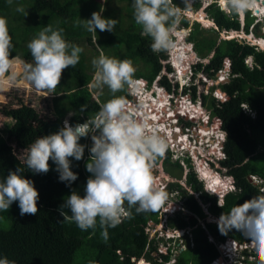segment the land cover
<instances>
[{
    "label": "trees",
    "instance_id": "trees-1",
    "mask_svg": "<svg viewBox=\"0 0 264 264\" xmlns=\"http://www.w3.org/2000/svg\"><path fill=\"white\" fill-rule=\"evenodd\" d=\"M114 1L0 0V17L7 20L14 45L12 54L24 63L33 62L27 45L47 24L53 25L54 28H63L65 39L70 44L77 42L75 45L84 49L80 54L79 63L74 68L69 66L63 71L61 82L52 93L47 112L27 103L5 111L10 120L6 121L0 130V179L10 170L24 168L25 177L34 181L40 199L37 215L21 216L18 201L14 202L7 212L0 211V258L6 256L10 260H16L17 264H90L93 261L97 264H135L140 259L149 264H174L170 263L172 247L167 248V251L160 250L158 240L164 238H150L147 232V228L160 222L162 207L156 212L140 214H136L133 208L131 219H124L117 227L108 229L107 242L101 236L102 229L98 223L94 230L82 231L74 222L63 220L60 206L72 190H77L83 195L86 181L91 175L86 170L88 148L92 144L90 136L80 141L88 146L83 159L76 161L70 158L72 171L78 174V179L71 185L59 180L56 165L51 160L50 170L46 174H34L29 171L25 164L27 153L22 160L12 152V145L9 143L14 141L19 150H27L38 137L58 131L66 119L75 125L92 118L102 104L113 97L107 86L99 89L98 99L94 96L98 89H92L89 85L92 83L95 69L81 41L93 46L94 58H98L102 51L109 57L133 60L137 70L134 78H145L149 83L162 75L165 67L168 71L172 70L169 64L163 63L167 52L154 53L150 47L151 38L143 35L141 26L135 23L132 7L134 0H116L117 5L119 1L126 3V6L121 5L119 10H126L127 7L132 12L126 15L130 20L127 25L122 26L118 22L113 32L107 31L105 38L100 36L99 29L96 33L86 30L83 20L90 19L93 12L101 11L103 17L118 20L116 11L119 10ZM174 2L181 6L180 0ZM200 6L201 3L197 1L195 9ZM18 7H22L24 11L18 12ZM206 12L216 22L218 29L206 28L194 21L187 40L193 43L200 58H208L212 52L214 54L207 63L199 62L195 65L194 70L207 74L209 78H215L223 68L224 60L229 58L232 62V76L229 82L223 85L229 98L226 101L217 99L212 91L198 94L196 85L191 87L190 93L195 100L201 96L203 105L212 115L222 120L228 133V141L225 146L227 158L221 161V165L235 178L236 190L226 196L224 203L219 204L216 197L202 191L193 174L189 175L187 183L193 191L200 193V198L209 211L220 218L237 204L264 193L261 190L264 188V51L238 39L221 37L223 31L241 30L238 16L221 11L216 3L209 5ZM190 22V19L183 16L179 28L189 29ZM252 23L248 13L246 32L250 31ZM254 32L261 34L257 27ZM249 56L253 58L252 66L246 63ZM180 58L185 60L184 51L174 56L177 67L182 60ZM181 76L183 77V74ZM160 77L161 84L172 90V84L167 77ZM115 95L129 97L128 86ZM244 104L255 111L256 116L253 117L246 111ZM82 108L84 111H81ZM163 158L168 170L172 171L178 167L180 174H183V165L179 159H172L170 151H167ZM185 160L189 162V159ZM168 190L178 191L185 206L192 213L184 219L179 217L177 224H173L175 219L170 221L172 228H192L194 239L191 240V232H188L186 244L189 247L186 251L194 252L195 256L191 260H184L179 256L177 264H210L221 255L217 243L230 236L240 242H250L235 229L223 234L219 223L207 221V213L199 199L179 182L170 183ZM198 217L204 218L206 227L199 225ZM191 243H194L192 248ZM153 252L158 255L154 256ZM244 254L245 257L238 264H264V258H261L253 247H249Z\"/></svg>",
    "mask_w": 264,
    "mask_h": 264
},
{
    "label": "clouds",
    "instance_id": "clouds-1",
    "mask_svg": "<svg viewBox=\"0 0 264 264\" xmlns=\"http://www.w3.org/2000/svg\"><path fill=\"white\" fill-rule=\"evenodd\" d=\"M197 1L201 3V6L198 9L194 8V11H201L195 14L194 21L206 28L218 29L216 22L206 12L209 5L216 3L221 11L238 16L240 21L242 17L241 30L223 31L221 37L238 39L264 51V44L259 41L264 40V32L257 35L251 28L249 32L245 31V15L247 16L248 13L253 17L250 27H256L261 21H259L261 17L254 14L260 6L258 0H194V4ZM182 5L175 3L174 0H134L132 5L135 23L141 26L142 34L152 40L151 50L154 53L169 52L166 53L167 62L164 63L163 60V63L164 65L169 64L172 70L168 71L165 67L162 75L170 81L172 90H168L161 84L160 76L162 75L156 77L152 83L145 78H134L137 70L133 60L109 57L101 51L99 57L92 60L95 71L89 86L94 89L107 86L113 97L103 103L92 118H87L85 122L75 125L66 119L58 131L38 137L27 148L25 164L29 171L34 174H46L50 170L49 161L51 160L56 165L59 180L71 185L78 179V174L72 171L70 158L76 161L83 159L88 146L80 141L90 136L92 144L88 148L89 159L86 163V170L91 175L86 181L84 194L81 195L79 191L72 190L60 206V215L63 220L74 222L82 231L94 230L98 223L105 242L109 239L108 229L117 227L124 219H131L133 208L136 214L156 212L161 207L162 214H173V211H177L174 216H168V218L177 216L178 212L184 209L192 214L185 206L178 191L176 194L181 203L175 201L174 208L170 209L169 204L175 190L168 189L170 183L173 182L164 183V180H160L158 184L156 183L154 173L157 162L162 160L160 158H163L167 151L172 153V157L177 155L183 165V177H175L178 178L176 182L194 193L204 208L206 204L200 198V193L193 191L188 183L182 181L184 177L187 181L189 175L193 174L201 185L202 191L216 197L218 203L222 204V195L225 192L219 187L221 183L215 177L214 168L221 157V150L226 143L228 133L221 118L212 115L211 111L203 105L202 98L195 100L190 93L194 85L199 90V83L193 82L192 79L199 81L203 77L201 75L203 72H195L194 66L199 62L207 63L214 52L208 58H200L193 43L187 40L190 30L189 33H185L186 36L183 39L188 52H193L198 59L196 62L188 63L187 67L183 68L184 73H181L180 69L175 66L173 54L170 52L177 49L176 36L179 34V29H186L179 28V25L182 17H187L192 11V0H182ZM17 11L23 12L24 9L18 7ZM200 13H204L205 18L210 22L209 25L200 19L198 16ZM83 21V26L90 33H96L97 29L101 32H113L118 23L117 19L103 17L101 11L93 12L90 19ZM232 32L236 33L235 36ZM63 33V28H54L53 25L47 24L27 45L33 62L23 64L24 79L37 91L54 93L61 82L63 71L69 66L74 68L79 63L80 54L84 49L70 44ZM251 36L254 38L250 39ZM13 47L7 20L0 17V79L9 73H11L7 76L9 81H14L16 78L12 69L19 58L13 56L11 51ZM246 63L252 66L253 58L249 56ZM169 73H175L177 80L174 81L168 77ZM182 74L183 78L180 79ZM231 76L232 62L226 58L223 68L218 71L215 78H211L216 82L215 87L212 88L214 97L222 101L228 100V92L223 86L220 87V84L226 85ZM184 77L187 82L181 85L180 82L185 80ZM205 81L208 80L205 78ZM126 86H128L129 97L115 95V93L124 91ZM178 89H182L183 93L174 96L173 93H178ZM160 94L168 96L165 105L171 110L166 108L164 116L171 128L170 133L158 127L165 126L164 121L160 120L162 116L156 120L157 127H155L148 122L146 116L140 115L145 103H150L151 98H160ZM144 97L148 100L143 99ZM133 99L138 103L137 107H127L134 101ZM187 104L191 110H184ZM148 106L150 108L151 105ZM243 107L253 117L256 116V112L252 111L247 104ZM81 111L84 109L82 108ZM170 115H172L171 118ZM200 115H204L205 120H202ZM202 125L209 127L211 134L205 135L202 132ZM174 136L176 140L173 139ZM182 137H186L189 143L187 144L185 139L182 142ZM175 142L183 143V145H176ZM185 158L189 159V162ZM21 159H24V155ZM24 173V168L17 167L0 179V211L7 212L10 206L18 201L21 216L37 215L39 192L34 186V181L26 178ZM165 173H168L167 170ZM253 178L257 179L256 176ZM206 210L207 221L219 223V229L223 234L235 229L250 241L246 242L243 247L244 243L232 239L235 246L231 248L233 252L229 254L228 249L225 248L229 241L226 239L221 242L222 247L218 245L221 256L210 264H214L218 259L225 260L227 264L241 263L245 257L244 252L249 247H253L256 253L264 258V193L257 194L242 204H237L227 214L223 213L220 218L213 215L209 209L206 208ZM188 228L177 229L167 225L161 230L160 235V229H157L153 237H162L171 246V240L183 238ZM180 230L183 234H179ZM147 232L149 233L148 230ZM0 264H17V261L5 256L0 258ZM90 264H97V262L93 261ZM135 264H140V262L136 261ZM142 264H147V262H142Z\"/></svg>",
    "mask_w": 264,
    "mask_h": 264
},
{
    "label": "rangeland",
    "instance_id": "rangeland-1",
    "mask_svg": "<svg viewBox=\"0 0 264 264\" xmlns=\"http://www.w3.org/2000/svg\"><path fill=\"white\" fill-rule=\"evenodd\" d=\"M102 2H105V0H101ZM194 0H192V11L187 15V18L190 19V25L191 27L189 29H185L187 32H185L184 29H179V34L176 36L177 37V40H176V43H177V49L174 50L173 52H170L172 53L171 55L173 56L172 58L174 59V56H176L179 52L181 51H184L185 53V60H180V63H179V66L177 67V65L175 64V66L180 69V71L183 70L184 67H187L188 63H191L192 62H196L198 58L195 57L194 53L193 52H188V47L185 46V41L183 39L184 36H186L185 33H189V31L191 30V28H193V23H194V20L196 19V16L195 14L199 13L200 11H194V8H195V4L193 2ZM114 3L116 4V0L114 1ZM180 3H181V6L182 5V0H180ZM119 5L116 4V7L117 9L118 8H121V5L122 7L123 6H126L125 4L126 3H122L121 1L118 2ZM119 10V9H118ZM116 15H117V18H118V22L120 23V25L122 26H125L127 25L128 23H130V20L128 19V17L126 15H130L132 14L131 10H129L127 7H126V10H119V11H116ZM194 14V15H193ZM255 15H258L254 12ZM200 17L201 20H203V22H206L204 20H207L204 16V13H200V15H198ZM259 17V21L260 23L256 25V27L259 29L260 33L263 34L264 32V18H262L263 16L261 15H258ZM246 17V15H245ZM250 18L251 20H253V17H251L250 15ZM241 21H242V17H241ZM245 21V19H244ZM207 23V22H206ZM209 25V24H208ZM256 27H250L251 29H255ZM242 28V27H241ZM184 30V31H183ZM107 31H104V32H101L100 31V36L105 38L106 37V34ZM233 34V33H232ZM236 34V33H235ZM224 36V35H223ZM235 36V35H234ZM241 36H244V35H241ZM225 37V36H224ZM77 44V42L75 43ZM81 44L82 45H85V50H87V55H88V58H89V61L92 63V60L94 59V48L92 45H90L89 43L87 42H83L81 41ZM87 44H89L87 46ZM169 53V52H167ZM167 62L166 59H164V63ZM174 63H175V60H174ZM186 63V65H185ZM23 64L24 62L19 60L18 62H16L14 64V67L12 69V72L15 73V80L14 81H9L7 79V76L10 75L11 73L9 74H6V76L3 78V79H0V128L3 129L4 127V123L6 121H9L10 119L5 115V111L8 110V109H11V108H16V107H19L21 104L23 103H27V104H31L33 106H37V109L39 110H42L44 112H47L48 110V105H49V102H51L52 100V96L53 94L52 93H49L47 91H37L29 82H27L25 79H24V70H23ZM138 67V66H136ZM163 73V72H162ZM201 75L203 77H201L199 79V81L195 80L194 78L192 79L193 82L195 83H199V90H198V94L201 93V92H208V91H212V88L215 87L214 84H216V82L214 81L215 79H211L207 76V74H204V73H201ZM176 74L175 73H169L168 74V77H170L171 79H173L174 81L177 80V78L175 77ZM182 77V76H181ZM180 77V79H181ZM185 77H187V73H185ZM184 77V78H185ZM183 78V77H182ZM205 78L208 80V81H205ZM188 79V78H187ZM189 80V79H188ZM174 81L172 82L173 85H174ZM190 81V80H189ZM187 82L186 78L185 80H183V82L181 81L180 84L182 85L183 83ZM219 86V85H218ZM223 84H220V87H222ZM105 87V86H104ZM140 87V86H138ZM94 89V88H92ZM98 90L95 91V97H97V93L99 92V88H97ZM139 90V88L137 89ZM182 94L183 93V90L182 89H178V93H173L174 96H178V94ZM220 93V92H218ZM167 96V95H164V94H160V96ZM224 96V94H222ZM39 96V97H38ZM41 97V98H40ZM142 98V97H141ZM198 98H201V96H199ZM145 99V97L143 98ZM160 100H162L161 98H158ZM134 101H132L131 103L132 104H129V106L127 105V107L129 108H133V106L136 108L138 103L135 101V99H133ZM152 101V100H151ZM148 103V104H147ZM146 104L149 105L150 103L147 102ZM152 107V106H150ZM172 107V106H171ZM169 108V107H167ZM169 110H171L169 108ZM166 111H164L163 114H165ZM163 116V115H161ZM172 115H170V118H171ZM202 120H205L203 117H205L204 115H200ZM163 120V119H162ZM165 120H167V118L165 117ZM204 125V124H203ZM202 125V127H203ZM208 126V124H206ZM199 125H197L198 127ZM209 128V127H208ZM9 143L12 145V152L13 153H16L18 155V157H23V155L25 156L26 153H27V150H19V147H17L16 143L14 141H9ZM183 155H186L185 152H182ZM182 154L180 156H182ZM172 159L174 161H176L178 158H177V155H175L174 157H172ZM183 162V161H182ZM220 167L221 169V173H227V169L221 167V164H216L215 165V168H214V172H216V169ZM167 170V174L165 173V171ZM184 172L186 173V169L184 168ZM155 180L156 183L158 184L160 180H164V183H170L171 182H176L178 180V178H175V177H183L181 174H180V168L178 169V167L175 169H173L172 171L168 170L167 167H166V163L164 162V158L160 161V162H157V165H156V169H155ZM218 173L216 172L215 175H217ZM182 181L183 183H186L187 184V181H186V177L182 178ZM256 181H259V179H256ZM262 191H264V188L261 189ZM174 193V196L171 198L172 201L170 202V209L174 208V203L175 201L179 202L180 201V198L178 197V194H176V191L173 192ZM181 203V201H180ZM206 208L208 209L207 205L204 206V211L207 212ZM175 211H173V214H166V213H163L160 215V222L158 225H152L151 227L147 228V230L149 231V237L152 238L153 236H155V232L157 229H160L159 230V235H160V232L162 229H164L165 226H170V221L171 219H175V222L173 224H177L178 222V218L179 217H183L184 218H187L186 215H191L188 213V211H186L185 209L183 211H179L178 214H181L183 216H175V217H169L168 216H174V214H176V212L174 213ZM189 217V216H188ZM199 219V225H202L203 227H206V224H205V220L204 218H201V217H198ZM217 220V219H216ZM211 221V220H210ZM218 221V220H217ZM219 222V221H218ZM198 226V225H196ZM194 226V227H196ZM193 227V228H194ZM177 229H181L179 227L176 226ZM192 228H188L186 230V235L188 234V232H191L189 234V236L191 237V240L193 241V233H192ZM162 233V232H161ZM186 235L183 236V238H179V239H174L173 241H171V246L173 247V250H172V258H171V261L170 263H177L178 262V257H182L184 260L185 259H192L194 256H195V253L194 252H189V251H186V249H188V245L186 244L187 242V238H186ZM232 239H234V237H229L227 240H229L226 244L228 245L230 243L231 245V248L235 246V244L233 243V241H231ZM240 242V241H239ZM246 242V241H245ZM159 247H160V250H163V251H167V247L170 246L169 243L167 242H161L159 243ZM219 246H221V243L218 242L217 243ZM194 246V243H191V248ZM222 247V246H221ZM244 247V245H243ZM230 249L228 248V253L231 254L232 252L229 251ZM188 252V253H187ZM154 256H157V252H153L152 253ZM221 256V255H220ZM223 261V260H222ZM140 264H142L143 262V259H140ZM145 262V261H144ZM218 262V261H217ZM147 264H149L147 262ZM169 264V263H167ZM183 264V263H182ZM217 264V263H215ZM219 264V263H218ZM220 264H227V262L224 260L222 263Z\"/></svg>",
    "mask_w": 264,
    "mask_h": 264
},
{
    "label": "bare ground",
    "instance_id": "bare-ground-1",
    "mask_svg": "<svg viewBox=\"0 0 264 264\" xmlns=\"http://www.w3.org/2000/svg\"><path fill=\"white\" fill-rule=\"evenodd\" d=\"M258 3H259V8L257 9V11L255 12L256 14H258V15H261V16H263L264 15V0H258ZM204 21H206L208 24L210 23L208 20H204ZM205 22V23H206ZM233 33V36L235 35V32H232ZM252 38H254L253 36H251L250 37V39H252ZM261 43H263L264 44V40L263 39H260L259 40ZM182 71V70H181ZM162 100H160V99H158V98H151V102H150V105L152 106V107H150L149 108V106L145 103V106H144V108H143V112L140 114L141 116H146L147 117V119H148V122L150 123V124H152V125H154L155 127H157V122H156V120H159V118L161 117V115H163L161 118H160V120H162V121H164V124H165V126L164 125H161V126H158L159 128H162L163 130H165V131H167V132H171V128L169 127V125L166 123V120H165V114H163L164 113V111H166V108H167V105H165L166 103H167V97L168 96H159ZM146 99V101L148 100V98H145ZM133 108H134V106H133ZM184 110H191V108L189 107V105L187 104L186 105V107H185V109ZM167 126V127H166ZM202 132L205 134V135H209V134H211V130H209V128L208 127H203V129H202ZM173 139L174 140H176V137L174 136L173 137ZM181 139H183V141L182 142H184V139L185 140H187V144L189 143L188 142V139H186V137H182ZM227 141H228V135H227V140H226V143H227ZM176 143V145L178 144V145H183V143H177V142H175ZM226 143L224 144V146H223V148H222V150H221V157H220V159L217 161V163L216 164H221V161L222 160H225L226 158H227V154H226V150H225V146H226ZM175 145V146H176ZM221 167H223L222 165H221ZM224 168V167H223ZM222 169V168H221ZM221 169H220V167H218L217 169H216V172L218 173L217 175H215V177L217 178V180L221 183V184H219V187H220V189L223 191V192H225L223 195H222V203H224V200H225V198H226V196L228 195V194H230V193H232V192H234L235 190H236V182H235V178L231 175V174H229L228 173V171H227V173H221ZM226 169V168H225ZM216 172H214V173H216ZM215 179V178H214ZM216 179H215V181H217ZM180 233L179 234H183V231L182 230H180L179 231ZM158 242L159 243H161V242H167L165 239L163 240H158ZM158 246H159V244H158ZM169 247H172V246H168L167 248H169ZM225 248H229L230 250L229 251H231V245L230 244H228V245H226V247ZM172 250H173V247L171 248V252H172ZM221 261V260H220ZM215 263H217L218 264V262H215ZM214 263V264H215Z\"/></svg>",
    "mask_w": 264,
    "mask_h": 264
},
{
    "label": "built area",
    "instance_id": "built-area-1",
    "mask_svg": "<svg viewBox=\"0 0 264 264\" xmlns=\"http://www.w3.org/2000/svg\"><path fill=\"white\" fill-rule=\"evenodd\" d=\"M130 103V102H129ZM131 104V103H130ZM242 243H244V244H242V245H246V242H242ZM218 261H220V259H218ZM221 263H222V261H221ZM220 264V263H219Z\"/></svg>",
    "mask_w": 264,
    "mask_h": 264
}]
</instances>
